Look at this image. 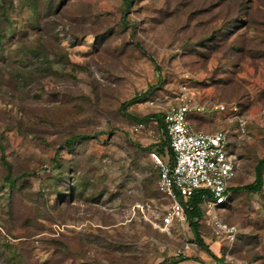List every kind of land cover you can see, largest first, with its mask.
<instances>
[{"label":"rangeland","instance_id":"obj_1","mask_svg":"<svg viewBox=\"0 0 264 264\" xmlns=\"http://www.w3.org/2000/svg\"><path fill=\"white\" fill-rule=\"evenodd\" d=\"M124 10L122 0H0L9 164L0 150V264H157L179 255L187 258L177 264H215L188 224L164 222L168 200L145 148L158 131L134 134L126 113H160L182 92L237 105L243 127L210 110L191 121L230 133L231 185L250 183L264 156V0H130ZM85 133L94 136L61 144ZM8 171L35 174L17 179L12 194ZM216 214L236 228L231 243L216 241L203 217L198 229L221 264H264V166L261 190H233Z\"/></svg>","mask_w":264,"mask_h":264},{"label":"built area","instance_id":"obj_2","mask_svg":"<svg viewBox=\"0 0 264 264\" xmlns=\"http://www.w3.org/2000/svg\"><path fill=\"white\" fill-rule=\"evenodd\" d=\"M148 104L152 105L154 101H148ZM205 110L227 112L229 121L237 123L239 127L244 125L245 120L238 114L237 105L227 107L221 102L203 103L182 92L174 104L160 112L159 128L158 120L150 117L146 123H134L132 132L146 130L151 134L154 126L157 127L160 140L167 139L171 161L149 152L158 168V190L168 200L164 222L187 225L185 209L188 199L195 190L200 189L205 191L201 202L203 220L209 226L212 237L216 241L231 243L236 236V228L226 225L217 216L216 210L230 198L229 187L237 167V157L230 150V138L225 130L206 131L196 128L189 121L191 114Z\"/></svg>","mask_w":264,"mask_h":264},{"label":"trees","instance_id":"obj_3","mask_svg":"<svg viewBox=\"0 0 264 264\" xmlns=\"http://www.w3.org/2000/svg\"><path fill=\"white\" fill-rule=\"evenodd\" d=\"M122 1H123V4L125 5V10L123 11V14H125L127 12V10L129 9L130 0H122ZM123 19L124 18L122 16V24L125 26L126 23H125V21H123ZM157 69L158 68L156 67V70H155L156 74L158 73ZM145 94L146 93L144 92L142 96L138 95V96H135V97L131 98L128 101L123 102L121 104V108L124 109V107L126 105H128V104H130L132 102L140 100L141 98H143V96ZM126 114H127V116L129 118H131L133 121H135L134 123H136V122H144V123H146L150 119V117H154L159 122L158 123V128L160 127V124H161V122H160V119H161L160 118V113H152L150 115H145V116H142V117H136V116H133V115H131L129 113H126ZM194 115H196V114H191L189 116V121L191 123H192L191 117L194 116ZM156 129H157V127H156ZM225 131L227 132V134H228V136L230 138L229 145H230V150L232 151V143L233 142H232V139L230 137L231 135H230V133L227 130H225ZM102 133H105V132H102ZM134 134H137V133H134ZM92 136H94V135H90V134H87V133L78 134V135H72L69 138H67L64 142H62L61 144H65V145L67 144L68 145V144H71L73 141H75L78 138H91ZM137 146L141 147L140 144H137ZM145 148L148 149V154H149L150 151H152V152H155L160 157L166 158L168 161L172 160V154H171V151H170V149L168 147L167 139L166 140H159L158 142L150 143V144L146 145ZM0 150H1V159L3 160V164L7 167V169H9V164H8V162L6 161V159L3 156V145H2L1 142H0ZM164 151L167 153V157L163 156L162 153ZM56 156H57V151H56V154L54 155V158H53V162H54V167L53 168L55 170H57L60 167L59 162L56 160ZM263 166H264V156L259 158L257 160L255 166H254V179L250 183H247V184L239 186V187H233L232 185H230L229 189H230L231 193H232L233 190L235 191V190H238V189L246 190V191L253 192V193L259 192L261 190L262 186H263ZM157 170H158V168H157ZM29 174H35V172L34 171H32L31 173H29V172H21V173L15 175V176H11V175H9V171H8V173H6V175L3 177V181H4L3 183H4V185H7L8 188L11 191H13V189H16V188L18 189L17 191H19L20 189L16 185L17 179H20V178H23L25 176H28ZM15 192L16 191L14 190L12 194H14ZM204 193H205V191L197 189V190L194 191V193L188 199L187 207L185 209L187 223H188L189 228H190V230H191V232L193 234V237L195 238V241H196L197 245L214 259L215 264H221V259L217 258L212 253V251L210 250L209 246L203 241V239L201 237V234H200V231L198 229L199 222L201 221V219L203 217V212H202V208H201V202H202V194H204ZM34 194L39 196V197L43 196V192L42 191L34 192ZM61 194L64 195L65 193H61ZM230 196H231V194H230ZM17 198L22 200V198L19 197V196ZM229 200H230V198H229ZM229 200L224 205H222L221 207H225L229 203ZM14 238H18V236H14ZM50 239L52 241L51 244H53L55 242H58L56 240V238H50ZM185 258H187V257L179 255L175 259H172V260L164 259L163 261H161V262H159L157 264H177L179 261H181V260H183ZM191 259H194L196 261L202 262L198 258H191ZM41 264H46V263H41Z\"/></svg>","mask_w":264,"mask_h":264}]
</instances>
